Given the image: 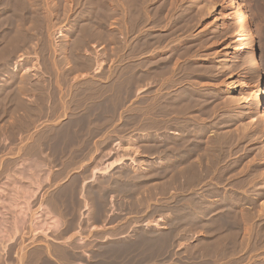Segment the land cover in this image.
I'll list each match as a JSON object with an SVG mask.
<instances>
[{
  "label": "rangeland",
  "instance_id": "1",
  "mask_svg": "<svg viewBox=\"0 0 264 264\" xmlns=\"http://www.w3.org/2000/svg\"><path fill=\"white\" fill-rule=\"evenodd\" d=\"M43 1L46 6L42 4L43 7L41 6L42 8L40 9H43V11L40 10V13L42 14L43 12L44 16H46L47 14L49 18L48 14L51 12L50 16L53 18L50 17L49 20H17L19 21H16L18 24L15 22L17 25H19V23L22 21V25H19L20 28H17L20 31L18 32L19 34L15 33L17 32V30H15V32L13 31V29L16 27L13 26L16 25L14 23L15 20H9L10 22L8 20H2V24L0 25V62L3 64H0V110L4 108V111H0V177L3 173L6 172H8V174L9 172H11L10 175L17 176V170H14V167L9 165H12L11 162L13 160H22L23 157L29 155V148L33 149L35 147H38L37 145L39 144L43 147V144L46 145V142H50L48 143L49 148L44 145L45 148L43 147V150L41 149L42 155L45 153L47 156L49 151L54 152V149L50 150V148L55 146L54 143H56V147H58L57 142L55 141L56 139L54 138L61 140V143L64 135H66L64 137L65 140L68 139V133H70V135L75 133L76 135H73L75 136L73 141L68 142V144H64L66 141L63 140L64 143H61L64 144V146H68H65L63 148L65 149L67 147L68 149H65L64 153H61L62 158L56 159L55 157H53L55 159H50V177L44 179L47 181H42L37 189H33L32 193L34 195V201H31V209L33 211H36L37 209L43 208L45 205H48V203L51 204L52 200H54L53 195L60 193V191H66L65 189L71 188L70 190L68 189L69 193L72 190L74 191V193L71 192V194H67L66 196L67 198L69 197V201L67 200L68 202L65 203L67 204L71 201V203H69L70 205L68 204L69 207L63 206L62 210L59 207L60 209L57 208V211H55L56 214H58L59 216L61 215V220L63 219L59 225L60 232H55L53 231V229L48 233L50 235V238L44 237L42 235H37L36 237L32 238V235L29 232L23 231L18 233V231H16L17 233H13V235L15 236L12 235L13 238L11 240L9 237V241H12L11 245L9 244L8 240V242L4 241L5 244L8 245V247L6 245L7 250H5L7 253L0 254V264H18V257L22 254L23 264H34V262L36 261H38L37 264H39V261H42L44 256H47V258L50 259L53 264H56L55 255L57 257V253L60 250L63 252L62 249H65L66 253L63 255V259H59V261H63L62 264H210L208 255L205 254V250L200 246L202 237L198 235L199 233L197 232L199 231L196 232V230H187L184 232L181 226L177 225V207L174 206L177 204L175 203L176 199H174V196L169 194L164 189V166L161 163H156L155 159L157 158L152 159L151 155H153L154 153H151L148 148L149 136L146 133L147 128L144 129L142 127L143 124L144 127H147L146 121L148 120V118H146L148 115L146 116L145 112L143 111L145 103H141V107L140 105H138L139 109H143H140V114H143L140 115L139 112L137 114L134 110L138 104L137 102L140 101L138 99H140L141 96V98H144L143 100H145V97L147 96L151 97V93L149 92H155L152 94V96L156 95V93L161 94L165 91H169L172 93L178 92L180 95H182L183 90H181V88L190 89V85L191 90H188L190 95L195 92V98L199 96L197 99V105L199 106V109L198 106H195L192 113L190 112V114H192L193 118L199 117L198 119L200 121L203 120L202 122L203 124L205 123L206 132L209 134V137H212L213 139L208 138V134L206 132L205 137L208 140L212 139L211 143L214 140H217L212 143L213 145H216V143L220 140V144L226 141L227 144L224 143V148L221 149L225 150V145L229 149L231 147L230 150L226 148V150L229 151L228 153L230 154V156L227 157L228 159L226 158V160L228 163H231L230 161H232L233 164L235 161L236 162L234 164L235 167L229 174V177L234 176L235 178H229V181L231 180V183L233 181L237 182L240 179H244L245 177L247 178V176L249 175V182L252 181L251 179H253V182H250V185L248 184V186L254 184V187L259 184L258 182H260L262 174H264V170H262L264 169V139L258 135L259 132H254L255 130L253 131L252 128L255 127L254 123H252L249 131L245 130V123L248 121V117H240L243 114V107H245L243 105L245 103L244 101L240 102V100L238 99L240 98V96L249 97L248 92L245 89H242L241 85H239L238 83L247 81L249 73L252 76L253 74L255 75V73L253 72V67H251L250 64L248 65L249 67L246 66L245 68H243L244 66L241 65V61L234 51L235 47L232 43V28L230 23L231 20H228V22H225L223 24V27L226 29H224L223 27L221 29V23L224 22L223 14L226 5L225 0H151L152 3L148 7V10L150 11V19L152 20H148L149 23L147 22V20H145L144 22L146 24H144L146 26L141 23V27L145 26L144 28H141L140 25L138 26L145 33H143L142 30L138 27H136L138 28V31L135 30L134 25L131 24V20L129 21L118 19L117 17H119L120 15L116 13L112 14V17H109L111 20H82L81 16L83 14L82 11L84 7H81V5L75 8L73 5V9L66 8L68 12V15L66 17H63L62 13L61 15L57 14L55 16L53 14H55L59 10L56 11L55 9L52 11V9L54 8V0ZM112 1V5H114L115 3L118 4L117 2H115V0ZM239 1L243 3L245 2V4L247 3L246 9L249 12L250 20L252 21V24L255 28V33L260 41L259 52L261 55L264 76V0H261L262 2L260 0ZM49 2L51 3L50 6L49 4H47ZM162 3L164 4V15H161L164 16L165 22L163 20L162 22H164L165 24L159 23L157 21L154 22L156 19L158 20V18L154 15V11L156 7H158V5L160 7V4ZM196 3L198 6L195 5ZM116 4L115 6H117ZM199 5H202L200 7H205L207 10L209 7L213 6V12H209L206 9L202 8L198 9ZM152 6H156L155 9ZM49 7H52L51 11ZM44 8L46 10H44ZM47 8L49 10H47ZM149 8H151V10ZM78 12L81 14V16L80 14H78ZM166 12H169V14L167 15ZM153 16L154 18H152ZM170 17H172V19ZM169 18L171 20H169ZM127 21L130 22L132 27ZM93 22H100V25L93 24ZM166 22L168 24H166ZM179 22L180 26L178 25V27L181 30L178 31L181 32L179 33L177 31L174 35L171 33V31L173 30V27L176 26L175 24H178ZM6 25L13 27V29L10 30L11 27L10 29H8ZM126 25L130 27L127 28ZM167 25L169 28L167 27ZM129 28L131 31L129 30ZM166 29H168L169 31ZM121 30H123L124 32H121ZM125 30L127 31V33ZM166 32L170 35H167L168 37L164 40V42L166 41L169 44L165 42L162 43L164 44L162 45L160 43L158 45V49H156L158 46L154 45L153 47H156V50L151 51L152 49H154L153 47H151V49L148 50V53H146V50L143 53L139 54V58L146 61V63H149L152 57L155 60L159 57H166V55H168L167 53L171 54L175 52L177 54V52H180V50H182L184 53L186 51L185 54H183L182 51L180 52L184 57H182L180 53H178V55L174 53L177 57L174 55L173 60H177L178 58L179 61H172L176 62V64L179 62L177 65L173 62L170 63V67L174 66L175 68L174 69L171 67L174 71V74L176 71L177 76L175 75V79H178L176 80L179 84H177L175 81V83H172V85L174 84V87H172V85L171 87L170 85H166V87L161 90L158 88V84L161 83L162 80H160L158 84L154 86H151L149 84L146 86L145 81L141 83V86L144 88L140 87V84L137 85L139 87H135L132 84V77L130 76L132 75V71L130 70L132 66L128 67L130 64H132L131 62L134 58L133 54V58L130 56V54L132 53L130 52V48L136 42H139L143 38H145L144 35L152 36L153 34L154 36L152 37L156 38L155 34L158 35L159 33V35H161L158 37H163L166 36L163 35L164 33L166 34ZM10 33L12 34L11 36L9 35ZM20 33H25L22 34L26 35L25 37L22 36L24 37V39L21 37ZM133 34H135V37L133 36ZM141 34L143 37H141ZM15 35H18V37H20V40L18 38V40L15 39ZM136 36L138 38H136ZM171 36H173L174 38ZM11 37H15L14 39L17 40L16 46L18 45L17 47L19 49L16 50L17 47L14 45L15 40ZM11 39H13L14 42ZM21 39H23L24 41ZM179 39L180 41H182L183 39L182 43L179 41ZM10 40L14 48H11L12 44L10 43ZM174 41H176L177 44H175ZM21 43L23 45H21ZM246 44V40H242L240 42V45L244 47L245 55L247 56ZM174 46L175 48H173ZM183 48L185 50H183ZM12 49H14V51ZM6 50L11 51L12 53L9 52L8 55V52ZM159 50H162V52H157ZM13 52L15 53V55H12L14 54ZM158 53L160 54V56ZM151 54L153 56L148 57V55ZM9 57L10 60L5 61L7 58L9 59ZM184 58H186V60ZM180 59L182 60V62H180ZM228 59H230V65L227 66ZM3 60L5 61V63H3ZM97 60L101 61V66L96 71L95 64L97 63ZM129 61H131L130 64H128ZM199 65H202V71L199 69ZM182 66L184 67L183 70L180 68ZM189 67H191V70L187 69ZM192 70H194L195 72H198L200 70L199 73L196 72L198 76L195 73H192L194 72ZM10 72L14 75V77L16 76V80L14 77L10 76ZM200 73H203V75H201ZM186 74L189 75L186 76ZM199 74L201 76H199ZM180 75H182V77ZM167 76H164V78ZM182 78L184 80L188 79L186 80L187 82L185 81V83ZM189 80L193 83H191ZM233 80H236L237 83L236 85L231 84L230 86L232 87V91L227 92L226 86L231 81L233 82ZM10 82H12L13 84ZM143 83H145V85ZM188 83L189 85L186 86V84ZM193 85H195V87ZM20 86L23 87L21 88ZM19 87L23 89V92L21 91V89H19ZM137 88H140V90L142 89L139 92L138 96H136L137 93H135V89ZM146 88L150 91L148 92ZM153 88L155 89L152 91ZM173 88H175L176 90ZM158 89L161 90V92ZM15 90H17L18 92L16 91V93ZM19 91H21V93H19ZM196 91H199L201 94L197 93ZM141 92L143 93L141 94ZM229 96L232 99L234 98V101L237 99L239 100V102L236 101L234 104H231L226 109L228 111L227 112L222 109V106L228 102L230 98ZM134 98H136V100H133ZM202 98L205 99V101ZM226 98L228 100L224 102ZM33 99L37 102H34ZM201 99L203 100V102L201 101ZM38 100L40 105L38 104ZM21 101L23 102L21 103ZM24 101H26V103L28 102L27 105ZM40 101H45V104L44 102L42 103ZM30 102H34L35 105H39L37 106L38 109L35 112V114L37 115L34 116L36 120H34V117H32L33 120H31V116H29V114L32 112L29 111ZM248 102L251 101L248 100ZM24 103L26 106H28L27 111L24 110ZM41 104L44 105H42L43 109L40 108ZM201 104L202 106L200 107ZM203 104L205 106H208V108L204 107ZM2 105L3 107L1 108ZM209 106H213V108L210 107L209 109ZM8 107H10L11 109ZM34 107L37 108L36 106ZM204 109H206V112H204L205 115L201 113L204 111ZM213 109H215V111L219 110L218 116H216V112ZM194 110L200 112H195ZM209 110L211 111L208 113L207 111ZM238 110H242V112L239 113ZM38 111H40V113H38ZM223 111H225L224 114L226 116L230 115L227 122H224L222 119V117H226L224 116ZM23 114L24 117H22L23 120L21 121V119L19 118H21ZM136 114L137 116H135ZM142 115L145 117L143 118ZM207 116H209V118H207ZM27 117L30 119H28ZM137 117L141 119L139 122V119ZM213 117L215 118L213 119ZM25 118L27 120H25ZM142 120L145 121V123L141 125ZM73 121L75 123H77V121H80V123L78 122V124L74 125L75 123ZM134 121H136L138 124H136V122ZM22 122H25V125H27L28 127L25 126L24 129V123ZM69 122L71 123V125H69ZM72 123L74 124L72 125ZM139 123L142 128H140ZM219 126L220 128H218ZM243 126L244 129L242 128ZM20 128H22L23 130ZM71 128H75V132H73V129ZM209 128L211 129V131L209 130ZM63 129L66 130L64 131ZM19 130L21 132H19ZM61 130H63V133L65 134H63ZM69 130H71L72 132ZM48 131L52 133L54 132V135L59 132L58 135L61 136H53L52 133H48ZM215 131L218 134H215ZM220 131H225V134ZM10 132H12L13 135H11ZM236 132L237 136L241 138L239 139V142H237L238 137L236 136ZM212 133L213 135H215V138L213 137ZM261 133L264 134V132ZM222 134L224 136H222ZM249 134H251L252 136ZM230 135L231 137H233L232 139L229 138ZM8 136H14V138L12 137V139L14 140H11V137L9 139ZM45 136H53L54 138H50L54 139V145L52 144L53 140L50 139V141H47L48 138H45ZM219 136L220 138H222L220 139ZM258 136L260 137V139ZM40 137H43L42 142ZM234 137L237 139H235ZM44 138L46 139L45 143H43ZM35 139L39 140V142L35 141ZM234 141H236V143ZM34 142L35 144L36 142L39 144L35 145L33 144ZM228 142L232 143V145L229 146ZM31 143L34 146H32ZM143 144H145L146 147ZM220 144H217L218 148L220 147ZM233 144L236 148L233 146ZM19 148L21 149L20 152H18ZM46 148H48L49 150H46ZM261 148L263 149L260 150ZM232 150L233 152L230 153ZM52 152L49 153V156L51 157L54 154L56 155V152H54L53 154ZM71 152L73 154H71ZM244 152L245 154H243ZM67 154L74 155V158H72L73 160L64 159L63 155H65L66 157ZM231 154H234L233 157ZM258 154L259 156H257ZM11 155L14 157L12 158ZM256 156L259 157V160L255 159L257 158ZM118 158H122V163L113 166V164L119 160ZM62 159H64V161ZM68 160H70V162ZM153 160L155 161V163L153 162ZM255 160L258 163L257 165ZM238 162L240 165L238 164ZM108 163L111 164V168L106 173L102 172V168L106 166L105 164L108 165ZM240 168H243L240 171L244 170V173L239 171ZM234 169H237L236 171L238 172L236 173ZM93 170L95 172L92 174ZM253 171L255 174L259 172L260 175L257 173L256 176L261 177H256ZM262 171L263 173H261ZM248 172L249 174H247ZM42 175H45V173H43ZM5 176L7 177V174ZM5 176H2L0 178V183L5 179V181L0 185V190L7 180ZM251 176L257 179H250ZM121 186H123V188ZM253 187L250 188V190H253L255 188ZM79 190L82 192H80ZM83 194L87 202L86 204L85 202H83L84 199L81 196ZM78 196L79 198H77ZM32 197L33 196H31V198ZM258 200L256 201L257 203H261L262 200L264 201V191L260 194ZM65 208L66 210H64ZM3 215L8 216V218H6V224L12 221L11 214H5L4 212H2V210L0 211V220L5 219L3 218ZM42 221H46V219ZM155 233L160 236L158 237ZM161 234L162 236H164V238H167V241H165ZM163 234L169 235L166 237V235ZM149 235H151V237H149ZM156 236L158 237V239ZM140 238H149L152 241L158 243L162 240L165 241L166 244L164 245L165 242L161 241L163 243H160L162 245L161 248V245L157 243V245L159 246H156L160 247V249H156V251L153 252L152 249H149L151 248L149 247L150 245H146ZM159 238H161V240ZM137 239H139V241L143 243L139 242ZM134 240L137 241V243ZM62 241L66 242L67 245L65 243H62ZM2 245H4V243H2ZM47 247L50 249L53 257L50 254H47V251H44ZM199 253L201 254V256ZM203 257L207 258L204 259Z\"/></svg>",
  "mask_w": 264,
  "mask_h": 264
},
{
  "label": "bare ground",
  "instance_id": "2",
  "mask_svg": "<svg viewBox=\"0 0 264 264\" xmlns=\"http://www.w3.org/2000/svg\"><path fill=\"white\" fill-rule=\"evenodd\" d=\"M47 1V0H45ZM52 1V0H51ZM50 1V2H51ZM261 1V0H260ZM44 1L43 0H0V25L2 24L1 21L2 20H15L14 23L17 21V20H49L50 19V13L48 14L49 15V18L46 14V16H44L43 12L42 14L40 13L41 11H43V9L41 10L40 8H42V4ZM47 3L49 4V6L51 5V3ZM110 2V3H109ZM115 2H117L118 4H116L117 6L112 5L111 3H113V1H108V0H54V4H53V10L56 9L59 10V11H54L56 12L55 14L53 15H61L62 13V16L63 17H66L68 14L67 12V9H71L72 6L74 5V8L75 7H78L81 5V7H84L83 8V11H82V16L81 14L78 12V14H80V16L82 17V20H109L110 16L112 17L113 15L112 14H119L120 18L117 17L118 19L120 20H131V24L134 25V28L135 30L138 31V26L142 23L144 24L145 20H152L150 19L151 15H150V11L148 10V7L150 6V4L152 3L151 0H115ZM252 2V1H251ZM262 2V1H261ZM260 2V3H261ZM163 4V3H162ZM160 4V7L158 5V7H154L155 11H154V15L158 18V20L154 19L155 21L154 22H159V23H164L165 20H164V4L162 5ZM225 11H224V14H223V20L224 22H222L221 24V29L222 27L224 26L223 24L225 22H228V20H231V30H232V43L234 44V51L235 53L238 55V58L240 59L241 61V65H243L245 68L246 66H248L250 64L251 67H253V72L255 73V75L253 74V76L249 73V76H248V80L245 81V82H240L238 83L239 85H241V88L242 89H245L247 92H248V96L249 97H245V96H240V98H238L241 101H244V105L245 107H243V114L240 116L241 118H243L244 116H247L248 117V121L245 123V130L249 131V129L251 128L252 126V123L255 124V127L252 128L254 132H259V136L261 138L264 139V134H262L261 132H264V76H263V65H262V61H261V55H260V50H259V46H260V41L258 39V36L256 35L255 33V28L252 24V21L250 20V16H249V12L248 10L246 9V4L245 2H240L239 0H225ZM45 5V4H44ZM162 5V6H161ZM197 5V3L195 4ZM42 6V7H41ZM46 6V5H45ZM198 6V5H197ZM202 5H199L198 9L202 8L200 7ZM48 7V6H47ZM112 7H116V8H112ZM46 8V7H45ZM44 8V10H46ZM50 8V7H49ZM52 8V7H51ZM51 8H50V11H51ZM67 8V9H66ZM73 9V8H72ZM82 9V8H80ZM151 10V8H149ZM202 9H206L205 7H203ZM41 10V11H40ZM47 10H49L47 8ZM62 10V11H61ZM66 10V11H65ZM207 10V9H206ZM81 11V10H80ZM204 11V10H203ZM207 11H211L213 12V6L209 7ZM46 13V12H45ZM167 15L169 14V12H166ZM263 13V12H262ZM153 14V13H151ZM163 14V15H161ZM255 14V13H254ZM52 15V16H53ZM77 15V13H76ZM166 15V14H165ZM62 16H59V17H62ZM170 16V15H169ZM78 17V15H77ZM80 17V18H81ZM116 17V16H114ZM53 18V17H51ZM75 18V17H74ZM154 18V16L152 17ZM168 18V17H167ZM172 19V17H170ZM169 18V20H171ZM262 18V17H261ZM78 19V18H77ZM117 19V20H118ZM263 19V18H262ZM76 20V19H74ZM81 20V19H80ZM111 20V19H110ZM162 20L164 22H162ZM168 20V19H167ZM168 20V21H169ZM17 21V22H19ZM127 21L129 23V25L131 26L130 22ZM167 21V22H168ZM174 21V20H173ZM172 21V22H173ZM176 21V19H175ZM177 21H180V20H177ZM10 22V21H9ZM8 22V23H9ZM16 22V23H17ZM22 22V21H21ZM21 22L19 23V25L21 24ZM24 22V21H23ZM124 22V21H123ZM151 22V21H150ZM166 22V24H168ZM170 22V21H169ZM171 22V23H172ZM15 23V24H16ZM90 23V22H89ZM122 23V22H121ZM126 23V22H125ZM124 23V24H125ZM127 23V25H128ZM149 23V22H148ZM147 23V24H148ZM158 23V24H159ZM13 24V22H12ZM18 24V23H17ZM13 25L15 28L13 29V27L11 26H8V29H13V31L15 32V30H17V32H15L16 34L19 31V29L17 28H20L19 25ZM93 24H98L100 25V22L99 23H94ZM141 24V25H142ZM146 24V23H145ZM144 24V25H145ZM157 24V25H158ZM165 24V23H164ZM180 24V22L178 24H175L176 26L173 27V30L171 31L172 34L175 35V32H177L178 30H181L179 29L178 25ZM22 25V24H21ZM20 25V26H21ZM126 25V26H127ZM140 25V27H141ZM156 25V24H154ZM160 25V24H159ZM182 25V24H181ZM18 26V27H17ZM91 26V24H90ZM89 26V27H90ZM94 26V25H93ZM120 26V25H119ZM122 26V24H121ZM130 26H127L130 27ZM146 26V25H145ZM144 26V27H145ZM180 26V25H179ZM183 26V25H182ZM3 27V26H2ZM124 27V25H123ZM132 27V26H131ZM138 27V28H136ZM144 27H141V28H144ZM164 27V26H163ZM168 27V25H167ZM172 27V26H170ZM29 28V27H28ZM121 28V27H120ZM139 28V29H141ZM169 28V27H168ZM181 28V27H180ZM220 28V27H219ZM224 28V27H223ZM7 29V28H5ZM4 29V30H5ZM37 29V28H36ZM79 29V28H78ZM89 29V28H88ZM149 29V28H148ZM172 29V28H171ZM226 29V28H224ZM120 30V29H119ZM130 30V28H129ZM128 30V32H129ZM133 30V28H132ZM134 30V31H135ZM142 30V29H141ZM140 30V31H141ZM168 30V29H166ZM165 30V31H166ZM7 31V30H6ZM79 31V30H78ZM126 31V30H125ZM131 31V30H130ZM139 31V33H140ZM149 31V30H148ZM169 31V30H168ZM218 31V30H217ZM220 31V30H219ZM9 32V30H8ZM121 32H124L123 30H121ZM120 32V33H121ZM143 32V30H142ZM179 32V31H178ZM181 32V31H180ZM179 32V33H180ZM127 33V31H126ZM131 33V32H130ZM137 33V32H136ZM145 33V32H143ZM142 33V34H143ZM149 33V32H148ZM183 33V32H182ZM181 33V34H182ZM14 34V33H13ZM19 34V33H18ZM22 34H25V33H20L21 37L22 36H26V35H22ZM141 34V37H143ZM162 34V32H161ZM160 34V35H161ZM10 36L12 35L11 33L9 34ZM105 35V34H104ZM125 35V34H124ZM135 34H133L134 36ZM149 35V34H148ZM159 33L158 35L155 34V37H152L154 36L152 34L147 36V35H144L145 38H143L141 41L139 42H136L130 49L132 52L130 54V56L133 58L132 62L129 61L128 64H130V62L132 64H130L128 67L132 66L130 68V70L132 71V75H130L132 77V84L136 87L137 85L140 84V87L141 86V83L142 82H145L146 81V86L149 84L151 86H154V85H157L158 82L160 80H162L161 83L158 84V88L159 89H163L164 87H166V85H172V83L176 81L177 83V80L175 79V75L177 76L176 74V71H175V74H174V71L172 68H174V66H171L170 67V63L173 62V61H176L178 60H173V56L176 54L175 52L169 54L167 53L168 55H166V57H159L160 54H159V58L158 59H153V55H148V57H152V59H150L149 63H146V61L144 60H141L139 57L141 53H143L144 51L147 50L146 53H148V50L151 49V47H153L154 45L158 46L160 43H165L164 40L168 37L167 35H170V34H166L164 33L163 35H166V36H163V37H158L160 36ZM16 36V35H15ZM81 36V35H80ZM122 36V35H121ZM180 36V35H178ZM24 37H22L24 39ZM135 37V36H134ZM133 37V38H134ZM140 37V36H139ZM173 37V36H171ZM13 38V37H11ZM15 38V37H14ZM13 38V39H14ZM19 39L20 40V37H18V35L16 36L15 39ZM105 38V37H104ZM136 38H138L136 36ZM174 38V37H173ZM176 38V37H175ZM179 38V37H177ZM6 39V38H5ZM11 39L13 42L14 40ZM17 39V40H18ZM21 39V40H23ZM107 39V38H106ZM135 39V38H134ZM170 39V37H169ZM2 40V39H1ZM10 40V43L12 44ZM15 40V43L14 45L16 46V41ZM242 40H246L247 41V44H246V49H247V56L245 55V50H244V47H242L240 45V42ZM8 41V40H7ZM24 41V40H23ZM26 41V40H25ZM30 41V40H29ZM81 41V40H80ZM125 41V40H124ZM168 41V40H167ZM177 41V39H176ZM175 42V44H177ZM180 41V39H179ZM178 41V42H179ZM183 41V39H182ZM182 41H180L182 43ZM27 42H28V38H27ZM85 42V41H84ZM172 42V41H171ZM185 42V40H184ZM9 43V42H8ZM7 43V45H8ZM31 43H32V40H31ZM30 43V44H31ZM167 43V42H166ZM9 44V45H11ZM25 44V43H24ZM169 44V43H167ZM186 44V43H185ZM21 45H23L21 43ZM19 45V46H21ZM164 45V44H162ZM187 45V44H186ZM18 46V45H17ZM16 46V47H17ZM122 46V45H121ZM161 46V45H160ZM170 46V45H168ZM188 46V45H187ZM8 47V46H7ZM162 47V46H161ZM177 47V46H176ZM181 47H184V46H181ZM9 48V47H8ZM7 48V49H8ZM11 48H14L13 47V44H12V47ZM124 48V47H123ZM154 49H152L151 51L153 50H156L159 48V46L156 48V47H153ZM156 48V49H155ZM164 48V47H163ZM175 48V46L173 47ZM178 48V47H177ZM186 48V47H185ZM19 49L18 47L16 48V50ZM125 49V48H124ZM162 49V48H161ZM167 49V47H166ZM165 49V50H166ZM179 49V48H178ZM188 49V48H187ZM14 51V49H12ZM129 50V49H128ZM173 50V49H172ZM183 50H185L183 48ZM190 50V49H189ZM8 52V55H9V50H6ZM126 51V50H125ZM162 52V50H159L157 52ZM171 51V50H170ZM169 51V52H170ZM182 50H180L181 52ZM5 52V51H4ZM6 52V53H7ZM69 52V51H68ZM150 52V51H149ZM164 52V51H163ZM180 52H177L176 55H178V53ZM183 52V51H182ZM12 53V52H11ZM14 53V52H13ZM144 53V54H146ZM151 53V52H150ZM153 53V52H152ZM155 53V51H154ZM153 53V54H154ZM175 53V54H174ZM186 53V51H185ZM183 52V54H185ZM23 54V53H22ZM70 54V53H69ZM133 54V56H132ZM11 55V54H10ZM12 55H15L12 54ZM155 55V54H154ZM175 55V56H176ZM180 55H182L180 53ZM179 55V56H180ZM143 56V55H142ZM162 56V55H161ZM189 56V54H188ZM187 56V57H188ZM7 57V55H6ZM5 57V58H6ZM123 57V56H122ZM177 57V56H176ZM175 57V58H176ZM182 57H184L182 55ZM186 57V56H185ZM191 57V56H190ZM144 58V57H143ZM174 58V59H175ZM181 58V57H180ZM4 59V57H3ZM66 59V58H65ZM183 59V58H182ZM186 60V58H184ZM191 59V58H189ZM7 60H10V57L9 59L7 58L5 61ZM21 60V58H20ZM19 60V61H20ZM131 60V58H130ZM173 60V61H172ZM181 60V59H180ZM1 61V60H0ZM5 61L3 60V63H5ZM87 61V60H86ZM179 61V60H178ZM189 61V60H188ZM187 61V62H188ZM191 61V60H190ZM14 62V61H13ZM97 63L95 64V70L97 71L100 66H101V61H96ZM176 62H173L176 64ZM182 62V60L180 61ZM230 62V59H228V65ZM9 63V62H8ZM7 63V64H8ZM20 63V62H19ZM91 63V62H90ZM179 63V62H178ZM177 63V64H178ZM185 63V62H184ZM0 64H2L0 62ZM127 64V65H128ZM174 64V65H175ZM176 64V65H177ZM191 64V63H190ZM189 64V65H190ZM3 65V64H2ZM5 65V64H4ZM17 65V64H16ZM103 65V64H102ZM126 65V66H127ZM182 65V63H181ZM185 65V64H184ZM183 65V66H184ZM188 65V64H186ZM182 66V67H183ZM200 66V65H199ZM2 67V66H1ZM5 67V66H3ZM177 67V66H176ZM179 67V66H178ZM180 67L182 70L184 69V67L182 68ZM194 67V65H193ZM249 67V66H248ZM191 67L187 68V69H190ZM202 68V65L200 66V70ZM175 69V68H174ZM180 69V70H181ZM186 69V67H185ZM193 69V68H192ZM197 69V68H196ZM195 69V70H196ZM250 69V68H249ZM5 70V69H4ZM16 70V69H15ZM129 70V71H130ZM179 70V69H178ZM181 70V71H182ZM191 70V69H190ZM199 70V71H200ZM6 71V70H5ZM194 71V70H192ZM199 71L197 73H199ZM202 71V70H201ZM247 71V69H246ZM14 72V71H13ZM171 72V73H170ZM178 72V71H177ZM185 72V71H184ZM196 72H192V73H195ZM11 73V72H10ZM9 73V74H10ZM130 73V74H131ZM179 73H182V72H179ZM191 73V74H192ZM185 74V73H184ZM201 74V73H200ZM201 75H203V73ZM168 75V76H167ZM179 75V74H178ZM189 75V74H188ZM186 74V76H188ZM198 76V74H196ZM11 77H14V75L11 73L10 75ZM164 76H167L164 78ZM182 77V75H180ZM185 76V77H186ZM127 77V76H126ZM15 80H16V76L14 77ZM164 78V79H163ZM179 78V77H178ZM184 78V77H183ZM182 78V80H184ZM189 78V77H188ZM257 80H255V79ZM8 79V78H7ZM9 80V79H8ZM12 80V78H11ZM188 80V79H186ZM184 80V82L186 81ZM256 82H255V81ZM181 81V80H179ZM178 81V82H179ZM190 81V80H189ZM13 82V81H12ZM10 82V83H12ZM183 82V83H184ZM187 82V81H186ZM185 82V83H186ZM191 82V81H190ZM14 83V82H13ZM12 83V84H13ZM131 83V82H130ZM193 83V82H191ZM237 81L236 80H233V82L231 81L227 86H226V90L227 92H231L232 91V87L230 86L231 84H235L236 85ZM131 84V86H132ZM145 85V83H143ZM179 84V83H177ZM237 84V85H238ZM8 85V84H7ZM11 85V84H10ZM20 85V84H19ZM113 85V84H112ZM189 85L186 84V86ZM196 85V84H195ZM195 85H193L195 87ZM2 86V85H1ZM176 86V85H175ZM179 86V85H178ZM185 86V85H184ZM9 87V86H8ZM13 87V86H12ZM21 87V86H20ZM19 87V89H21ZM29 87H32V86H29ZM127 87V86H126ZM134 87V88H135ZM139 87V86H137ZM169 87V86H167ZM172 87H174V84L172 85ZM182 87V86H181ZM179 87V88H181ZM1 88V87H0ZM27 88V87H26ZM144 88V87H142ZM177 88V87H176ZM189 88L190 89H186V88H181V90H183V93L182 95H180L178 92H169V91H165L163 93H156V95L152 96L153 93L155 92H149L150 90H148L149 93H151V97L147 96L145 97V100H143L144 98H141V94L143 92H141L140 94V100L139 102H137V106L135 107V112L138 114H140V111L143 110L146 114V118H148V120L146 121V124H147V127H144V124L145 121L142 120V123L141 125L143 124V128H147V134L149 136V141H148V148L150 150V152L154 153L152 156V159L153 158H157L155 159L156 160V163H161L163 166H164V173H165V180H164V189L171 195H173L174 199H176L175 203H177L176 206L177 208V225L181 226V228L185 231L187 230H196L199 231L197 233H199L198 235L201 236V241H200V246L205 250V254L208 255V259H209V263L210 264H264V201L262 200L261 203H259L260 201L258 200V198L260 197V194L264 191V174H262V181L260 179V182H258L259 184H257V186H254L251 185V186H248V184L250 182H253V179L251 178H255L253 176L250 177V179L252 181L249 182V178L247 176V178L245 179H240L239 181L237 182H233L231 183L229 181V178L232 179V177H229V174L232 172L233 168L235 167V162L233 164L232 161H230L231 163H228L226 158L230 156V154L228 153L229 151L226 150V148L228 150L230 149L225 145V150L224 149H221V148H224L223 147V144H227L226 141H223L221 144H220V141L216 143V145L212 144L214 143V141H217V140H214L212 143V137H209V134L206 132V128H205V123L203 124V120L200 121L196 116V118H193L192 117V114H190V112L192 113L193 111V108H195V106L197 107V102H198V97L195 98L194 96V93L192 95H190V93L188 92V90L190 91L191 90V87L189 85ZM8 89V88H7ZM132 89V88H131ZM150 89V88H149ZM155 88L152 89V91L154 90ZM158 89V90H159ZM170 89V88H169ZM175 89V88H173ZM198 89V88H196ZM23 89H21L22 91ZM25 90V89H24ZM33 90V89H32ZM137 93L136 96H138L139 92L142 90H140V88L138 89H135ZM146 90V91H147ZM161 90H159L161 92ZM176 90V89H175ZM180 90V89H179ZM194 90V89H193ZM17 90H15L16 92ZM21 91H19V93H21ZM48 91V90H47ZM56 91V90H55ZM133 91V89H132ZM158 91V92H159ZM178 91V90H177ZM200 91V90H199ZM199 91H196L197 93H200ZM18 92V91H17ZM16 92V93H17ZM23 92V91H22ZM49 92V91H48ZM47 92V93H48ZM125 92V91H124ZM134 92V91H133ZM180 92V91H179ZM193 92V91H192ZM226 92V91H225ZM46 93V94H47ZM145 93V92H144ZM15 94V93H14ZM34 94V93H33ZM116 94V93H115ZM134 94V93H133ZM201 94V93H200ZM206 94V93H205ZM209 94V93H208ZM16 95V94H15ZM49 95V94H48ZM135 95V94H134ZM144 95V94H143ZM196 95V94H195ZM204 95V94H203ZM201 96V95H200ZM206 96H209V95H206ZM18 97V96H17ZM47 97V96H46ZM135 97V96H134ZM230 97V96H229ZM35 98V97H34ZM147 98V99H146ZM209 98V97H208ZM207 98V99H208ZM228 98V97H227ZM225 99L224 102H226L228 99ZM31 99V98H30ZM36 99V98H35ZM44 99V98H43ZM143 101H142V100ZM203 99V98H202ZM201 101L203 102V100L205 101V99H203ZM7 100V99H6ZM34 100V99H33ZM37 100V99H36ZM60 100V99H59ZM133 100H136V98H134ZM200 100V99H199ZM239 100H235L234 101V98L232 99L231 97L229 98L228 102L222 106V109H224L225 111H227L226 109L231 105V104H234L236 101L239 102ZM251 101V102H248ZM20 101V100H19ZM200 101V102H201ZM23 101H21L22 103ZM26 103V101H24ZM34 102H37L34 100ZM34 102H30L29 104V111L31 112L29 114V116H31V120L32 117H34L35 115V112L37 111L38 107L40 104H39V100H38V104L35 105ZM42 102V101H40ZM44 104H45V101H43ZM42 102V103H43ZM47 102V101H46ZM207 102V101H206ZM205 102V103H206ZM20 103V104H21ZM24 103V105H25ZM28 103V102H27ZM26 103V105H27ZM134 103V102H133ZM141 103H145L144 104V108H140L138 107V105H140L141 107ZM209 103V102H208ZM8 104V103H7ZM13 104V103H12ZM1 105V104H0ZM4 105V104H3ZM3 105L1 106V108L3 107ZM11 105V104H10ZM17 105V104H16ZM22 105V104H21ZM25 105V106H26ZM43 104H41L40 108L43 109ZM115 105V104H114ZM204 105V104H203ZM6 106V105H5ZM12 106V105H11ZM24 106V110H28V106L25 107ZM34 106H36L37 108H35ZM134 106V105H133ZM202 106V104L200 105V107ZM13 107V106H12ZM143 107V105H142ZM204 107H207L208 106H205ZM213 108V106H209V109ZM10 108V107H8ZM27 108V109H25ZM45 108V107H44ZM47 108V107H46ZM50 108V107H48ZM105 108V106H104ZM217 108V106H216ZM215 108V109H216ZM11 109V108H10ZM13 109V108H12ZM23 109V107H22ZM21 109V110H22ZM97 109V108H96ZM198 109H199V106H198ZM202 109V108H201ZM215 109H213L215 111ZM231 109V107H230ZM6 110V108H5ZM9 110V109H8ZM19 110V109H18ZM40 110V109H39ZM88 110V109H87ZM229 110V109H228ZM0 111H4V108H2V110ZM12 111V110H11ZM26 111H23V112H26ZM45 111V110H44ZM133 111V112H134ZM195 111V110H194ZM197 111V110H196ZM195 111V112H196ZM203 111V110H202ZM211 110L207 111L208 113L210 112ZM213 111V113H214ZM221 111V110H220ZM223 111V114L224 112ZM239 111V110H238ZM8 112V111H6ZM20 112V111H19ZM18 112V114H19ZM46 112V111H45ZM197 112H200V111H197ZM206 112V109H204L203 113L205 115ZM216 112V116H218L219 114V110L215 111ZM228 112V111H227ZM241 111H239V113H241ZM28 113V112H27ZM38 113H40V111H38ZM76 113V112H75ZM199 113V114H201ZM207 113V114H208ZM239 113H235V114H239ZM21 114V113H20ZM79 114V113H78ZM137 114L135 116H137ZM143 114V113H141ZM140 114V115H141ZM190 114V115H188ZM198 114V115H199ZM206 114V115H207ZM229 114V113H228ZM197 115V116H198ZM212 115V114H211ZM19 116V115H18ZM139 116V115H138ZM143 116V115H142ZM141 116V117H142ZM210 116V115H209ZM209 116H207V118H209ZM223 116V115H221ZM224 116H226L224 114ZM230 116V115H229ZM229 116H226V117H222L223 121L224 122H227L228 120V117ZM22 117H24V114L21 116V121L23 120ZM26 117V115H25ZM86 117V116H85ZM145 116H143L144 118ZM201 117V116H200ZM204 117V116H203ZM202 117V118H203ZM211 117V116H210ZM18 118V117H17ZM28 118V117H27ZM76 118V117H75ZM81 118V117H80ZM138 118V117H137ZM145 118V120H146ZM206 118V117H205ZM215 117H213L214 119ZM30 119V118H28ZM84 119V118H83ZM82 119V120H83ZM86 119V118H85ZM139 119V118H138ZM137 119V120H138ZM201 119V118H200ZM217 119V118H216ZM219 119V118H218ZM221 119V118H220ZM221 119V120H222ZM25 120H27L25 118ZM34 120L35 117H34ZM71 120V119H70ZM141 119L138 120V122L140 121ZM207 120V119H206ZM205 120V121H206ZM230 120V119H229ZM20 121V122H21ZM29 121V120H28ZM85 121V120H84ZM214 121V120H213ZM216 121V120H215ZM218 121V120H217ZM233 121V120H232ZM34 122V121H33ZM31 122V123H33ZM74 122V121H73ZM78 122L80 123V121H77V123H72V125H76L78 124ZM83 122V121H81ZM136 122V121H134ZM24 123V129H25V122H22ZM70 123V122H69ZM86 123V122H85ZM221 123V122H220ZM219 123V124H220ZM223 123V122H222ZM27 124V122H26ZM29 124V123H28ZM136 124H138L136 122ZM145 124V126H146ZM216 124V123H214ZM218 124V123H217ZM229 124V123H228ZM227 124V125H228ZM253 124V125H254ZM19 125V124H18ZM30 125V124H29ZM32 125V124H31ZM71 125V123L69 124ZM208 125V124H207ZM224 125V124H223ZM21 126V124H20ZM68 126V125H67ZM84 126V125H83ZM139 126H140V123H139ZM216 126V125H215ZM221 126V125H220ZM220 126L218 128H220ZM28 127V126H27ZM66 127V126H65ZM69 127H72V126H69ZM68 127V128H69ZM140 126V128H142ZM207 127V126H206ZM224 127V126H223ZM226 127V126H225ZM139 128V129H140ZM244 129V126L242 127ZM19 129V128H18ZM22 129V128H20ZM28 129V128H27ZM61 129V128H60ZM70 129V128H69ZM73 129L72 131H74L75 128H71ZM143 129V130H144ZM215 129V128H214ZM225 129V128H224ZM23 130V129H22ZM64 130V129H63ZM61 130V132L63 133L64 131ZM209 130L211 131V129L209 128ZM226 130V129H225ZM68 131V130H67ZM66 131V132H67ZM71 131V130H69ZM71 131V132H72ZM145 131V130H144ZM214 131V130H212ZM227 131V130H226ZM251 131V130H250ZM5 132V131H4ZM16 132V131H15ZM19 132H21L19 130ZM50 131H48L49 133ZM205 132L208 134V138H212L210 141L205 137ZM216 132V131H215ZM220 132H223V134H225V131H220ZM241 132V131H240ZM11 135L12 132H10ZM9 133V135H10ZM52 133V132H50ZM54 133V132H53ZM52 133L53 136H56L58 135V133L56 135H54ZM230 133V132H228ZM244 133V132H243ZM16 134V133H15ZM14 134V135H15ZM65 134V133H63ZM67 134V133H66ZM75 134V133H74ZM74 134H71L68 133V139H65L64 140V137L66 135H64V137L62 138V142L63 140L66 141L64 144H68V142L70 141H73L74 137L73 136ZM215 134H218L217 132ZM221 134V133H220ZM222 134V136H224ZM239 134V133H238ZM248 134V133H247ZM255 134V133H254ZM21 135V133H20ZM46 135V134H45ZM48 135H51V134H48ZM76 135V134H75ZM213 135V133H212ZM246 135V134H245ZM251 135V134H249ZM248 135V136H249ZM256 135V134H255ZM43 136V135H42ZM53 136H45V138H48L47 141H50V139L53 137ZM59 136V135H58ZM57 136V137H58ZM61 136V135H60ZM59 136V137H60ZM63 136V135H62ZM235 136V135H234ZM236 136H237V132H236ZM241 136V134H240ZM252 136V135H251ZM258 136V137H259ZM9 137V136H8ZM11 137V140H14L12 139V137L14 138V136H10ZM9 137V139H10ZM51 137V138H50ZM58 137V138H59ZM213 137L215 138V135H213ZM218 137V136H217ZM216 137V138H217ZM227 137V136H226ZM229 137V136H228ZM238 137V141L239 142V136ZM243 137V136H242ZM257 137V136H256ZM259 137V139H260ZM35 138V137H34ZM41 138V137H40ZM43 138V137H42ZM42 138H41V142H42ZM43 139L45 143V140L46 139ZM54 138V137H53ZM220 138V136H219ZM222 138V137H221ZM220 138V139H221ZM225 138V137H224ZM229 138H233L230 137ZM235 138V137H234ZM39 139V138H38ZM56 139L55 141L57 142V146L56 147V143L55 146H53L52 148H50V150L54 149L53 151L56 152V155L54 154L52 157L49 156L52 151H49V153L46 154L44 153L42 155V148L45 146L48 147L50 142H46L47 144H43V147L42 145L40 146L39 143V140H36V144H39L37 145L38 147H35L33 149H28V151L30 152L29 155L25 156L22 158V160H13L11 162L12 165H9V166H13L14 167V170H17V176H14V175H10L7 174V177H5L7 180L6 182L4 183V185L2 186L1 190H0V211L2 210V212H4L5 214L6 213H9L11 214L12 216V221L8 224H6L5 222H7V219L8 216L7 215H3V220H0V254L1 253H7L5 250H7L6 248L8 247L7 244H5L4 241H9V237H10V240L13 238V233H17L16 231L19 232H23V231H26V232H29L31 233L32 235V238L36 237L37 235H42L44 237H47V238H50V235L48 234L51 230L55 231V232H60V223L61 221V215L59 216L58 214H56L55 211H57L56 209L57 208H61L62 210V207L63 206H68L69 203H71V201L69 203H65V202H68L69 200V197L67 198V194H71L74 193V191L72 190L70 193L68 191V189H65L66 191H60V193L58 194H55L53 195L54 196V200H52L51 204L48 203V205H45L43 208H39L37 209L36 211H33L31 209V196H34L33 195V189H37V187L40 186V183L42 181H47V180H44V179H47L49 178L50 176V168H49V161H51L50 159H52L53 157H55L56 159H60L62 158V154L61 153H64V150L65 149H68L67 146L65 149H63L65 146L64 144H61L59 139L57 138H54ZM54 139H51L53 140L52 141V144L54 142ZM144 139V138H143ZM227 139V138H226ZM237 139V138H235ZM257 139V138H256ZM34 140V139H33ZM59 140V141H57ZM76 140V139H75ZM147 140V139H146ZM228 140V139H227ZM243 140V138H242ZM236 141H234L236 143ZM241 141V140H240ZM231 142V141H230ZM229 143V146L232 145V143ZM74 143V142H72ZM210 143V144H209ZM220 144V147L218 148L217 144ZM264 143V142H263ZM32 144V143H31ZM35 144V142L33 143ZM32 144V146H34ZM35 144V145H36ZM53 144V145H54ZM71 144V143H70ZM69 144V145H70ZM147 144V143H146ZM239 144V143H237ZM45 145V146H44ZM51 145V144H50ZM145 146V144H143ZM52 146V145H51ZM234 146V144H233ZM232 146V147H233ZM264 146V145H263ZM56 147V148H55ZM146 147V146H145ZM235 147V146H234ZM262 147V146H261ZM12 148V147H11ZM49 148V147H48ZM46 148V150L48 149ZM70 148V147H69ZM96 148V147H95ZM236 148V147H235ZM264 148V147H263ZM263 148H261L260 150H262ZM42 149V150H41ZM234 149V148H233ZM20 148L18 150V152H20ZM49 150V149H48ZM148 150V149H147ZM45 151V150H44ZM87 151V150H86ZM236 151V149H235ZM52 152V154L54 153ZM233 150L230 152L232 153ZM59 155H58V154ZM150 153V154H151ZM235 153V152H234ZM68 154H69V151H68ZM65 157L64 156V159H70V160H73L72 158H74V155H71L73 154L71 152L70 155H68ZM245 154V152L243 153ZM247 154V153H246ZM257 154V153H255ZM76 155V154H75ZM92 155V154H91ZM232 155V154H231ZM234 155V154H233ZM232 155V157H233ZM239 155V154H238ZM242 155V154H241ZM262 155V154H261ZM260 155V156H261ZM12 156V155H11ZM244 156V155H243ZM259 156V154L257 155ZM256 156V157H257ZM264 156V155H263ZM14 156H12L13 158ZM236 157V156H235ZM255 157V156H253ZM53 158V159H55ZM237 158V157H236ZM243 158V157H242ZM241 158V159H242ZM259 157L255 158V159H258ZM261 158V157H260ZM52 159V160H53ZM64 159H62L64 161ZM79 159V158H78ZM119 159V160H118ZM116 160V163L113 164L114 165H117V164H120L122 163V158H118ZM228 159V158H227ZM232 159V158H231ZM240 159V157H239ZM3 160V159H2ZM70 160H68L70 162ZM254 160V158H253ZM259 160V159H258ZM264 160V158H263ZM252 161V160H251ZM256 161V160H255ZM253 161V162H255ZM134 162V161H133ZM152 162V161H151ZM153 162L155 163V161L153 160ZM152 162V163H153ZM240 162V161H239ZM238 162V164H239ZM66 163V162H65ZM68 163V162H67ZM9 164V163H8ZM112 164V162H111ZM111 164L108 163L105 164L106 166H104L102 168V172H107L110 168H111ZM257 161H256V165H257ZM260 164V163H259ZM4 165V164H3ZM240 165V164H239ZM252 165V164H251ZM250 165V166H251ZM133 166V165H132ZM1 167V166H0ZM249 167V166H248ZM247 167V168H248ZM257 167V166H256ZM161 168V167H160ZM243 169V168H240L239 171ZM249 169V168H248ZM247 169V170H248ZM252 169V168H250ZM99 170V168H98ZM97 170V171H98ZM235 170V169H234ZM237 170V169H236ZM235 172L237 173L238 171ZM256 170V169H255ZM264 170V169H262ZM96 171V169H95ZM93 170L92 174L95 172ZM260 171V170H258ZM47 172V174H46ZM240 172H243L244 173V170L240 171ZM246 172V171H245ZM43 173H45V175H42ZM163 173V174H164ZM252 173V172H250ZM254 173V171H253ZM259 174V172H257ZM257 173L255 174V176L257 175ZM263 173V171L261 172ZM239 174V173H238ZM249 174V172L247 173ZM246 174V175H247ZM253 174V175H254ZM96 175V174H95ZM134 175V174H133ZM260 175V174H259ZM93 176V175H92ZM161 176V175H160ZM236 176V175H235ZM241 176V175H240ZM237 177V176H236ZM239 177V176H238ZM244 177V176H243ZM258 177V176H256ZM261 176H259L258 178H260ZM235 178V177H234ZM239 179V178H238ZM237 179V180H238ZM257 179V178H255ZM254 179V180H255ZM90 180V179H89ZM88 180V181H89ZM75 182V181H74ZM256 182V181H255ZM69 183V182H68ZM78 183V182H77ZM133 183V182H132ZM85 184V183H84ZM66 185V184H65ZM109 185V184H108ZM250 185V184H249ZM102 186V185H101ZM83 187V185H82ZM104 187V186H103ZM102 187V188H103ZM123 188V186H121ZM247 187V188H246ZM254 188L253 190H250V188ZM71 189V188H70ZM69 189V190H70ZM75 189V188H74ZM101 189V188H100ZM104 189V188H103ZM82 190V188H81ZM113 190V189H112ZM127 190V189H126ZM11 191V192H10ZM22 191V192H21ZM38 191V190H36ZM80 191V190H79ZM129 191V190H128ZM35 192V191H34ZM82 192V191H80ZM136 192V191H135ZM100 193V192H99ZM104 193V192H103ZM167 193V194H168ZM82 194V193H81ZM94 195V194H93ZM69 196V195H68ZM82 198L84 199L83 202H85V204L87 203L86 202V199L84 198V194L81 195ZM112 196V195H110ZM33 198V197H32ZM79 198V196L77 197ZM172 199V198H171ZM66 200V201H65ZM68 200V201H67ZM79 200V199H78ZM259 201L258 203L256 201ZM102 201V200H101ZM174 201V200H173ZM258 205V208H257V205ZM70 205V204H69ZM91 205V204H90ZM39 206V205H38ZM76 206V205H75ZM256 206V208H255ZM88 207V206H87ZM59 208V209H60ZM92 209V208H91ZM66 210V208L64 209ZM8 211V212H6ZM55 212V213H54ZM73 212V211H72ZM169 215V214H168ZM174 216V215H173ZM46 219V221H42L44 219ZM89 218V217H88ZM4 221V222H3ZM44 222V223H43ZM81 223V222H80ZM153 224V223H152ZM156 224V223H155ZM147 225V224H145ZM69 227V226H68ZM79 227V226H78ZM27 228V230H26ZM177 228V227H176ZM181 229V230H182ZM182 230V231H183ZM81 231V230H80ZM169 231V230H168ZM181 231V232H182ZM179 232V231H178ZM183 232V233H184ZM170 233V232H169ZM153 234V233H152ZM156 234V233H155ZM182 234V233H181ZM13 235V236H12ZM17 235V234H16ZM70 235V234H69ZM147 235V234H146ZM157 235V234H156ZM163 235H166V234H163ZM169 235V234H168ZM166 235V237L168 236ZM30 236V235H29ZM53 236V235H52ZM84 236V235H83ZM158 237L160 235H157ZM156 236V237H157ZM162 236V234H161ZM177 236V235H176ZM198 236V237H199ZM67 237V236H66ZM87 237V236H86ZM147 237V236H146ZM149 237H151V235H149ZM153 237V235H152ZM157 237V239H158ZM164 238V236H162ZM197 237V236H196ZM64 238V237H63ZM70 238V237H69ZM83 238V237H82ZM144 238V237H143ZM171 238V237H170ZM169 238V239H170ZM16 239V238H15ZM53 239V238H52ZM80 239V237H79ZM85 239V238H84ZM136 239V238H134ZM142 239V238H140ZM161 240V238H159ZM165 241H167V238H164ZM139 241V239H137ZM143 242L147 245L149 244L151 248L149 249H152L153 252L156 251V249H160V247H157L159 245H157L158 242H154L152 241L151 239L149 238H145V239H142ZM145 240V241H144ZM179 240V239H178ZM7 241V242H8ZM14 241V240H13ZM133 241V240H131ZM135 241V240H134ZM159 241V240H157ZM162 241V240H161ZM159 242L158 244L162 243V242H165V241H162V242ZM12 242V241H11ZM11 242L9 241V244L11 245ZM58 242V241H57ZM69 242V241H68ZM82 242V241H81ZM129 242V241H128ZM137 243V241H135ZM141 242V241H139ZM141 242V243H143ZM173 242V241H172ZM2 243H4V245H2ZM62 243H65L66 242H63ZM77 243V242H76ZM131 243V242H130ZM135 243V244H136ZM182 243V242H181ZM15 244V243H14ZM64 244V245H65ZM163 244V243H162ZM166 244V242L164 243V245ZM179 244V243H178ZM7 245V247H6ZM67 245V244H66ZM129 245V243H128ZM143 245V244H142ZM145 245V246H146ZM157 245V246H156ZM161 245V244H160ZM63 246V245H62ZM133 246V245H132ZM144 246V247H145ZM180 246V245H179ZM189 246V245H188ZM198 246V245H197ZM22 247V246H21ZM143 247V246H142ZM148 247V246H147ZM157 247V248H156ZM164 247V246H163ZM161 248H162V245H161ZM70 249V248H69ZM97 249V248H96ZM120 249V248H119ZM118 249V250H119ZM129 249V248H128ZM172 249V248H171ZM63 252L59 251L57 254L58 256L56 257L55 255V261H56V264H62L63 261H59V259H63V255L66 254L65 253V249H62ZM131 250V249H130ZM140 250V249H139ZM151 250V251H152ZM203 250V251H204ZM44 251H47L46 253L47 254H50L52 257H53V254H51V251L50 249L47 247L46 250ZM158 251V250H157ZM67 252V251H66ZM74 253V252H73ZM136 253V252H135ZM181 253V252H180ZM43 254V253H42ZM40 254V255H42ZM200 254V253H199ZM23 255V254H22ZM20 255L18 257V261L19 263L18 264H23V256ZM166 255V254H165ZM178 255V254H177ZM206 255V256H207ZM44 256V255H42ZM87 256V255H86ZM201 256V254H200ZM204 256V255H203ZM154 257V256H153ZM190 257V256H189ZM205 257V256H204ZM203 257V258H204ZM1 258V256H0ZM161 258V257H160ZM202 258V257H201ZM207 258V257H206ZM204 258V259H206ZM41 259V258H40ZM195 259V258H194ZM193 261V260H192ZM207 261V260H206ZM38 261L34 262V264H37ZM40 263L39 264H53L52 261H50V259L47 258V256H44L43 260L42 261H39ZM201 263V262H200Z\"/></svg>",
  "mask_w": 264,
  "mask_h": 264
},
{
  "label": "flooded vegetation",
  "instance_id": "3",
  "mask_svg": "<svg viewBox=\"0 0 264 264\" xmlns=\"http://www.w3.org/2000/svg\"><path fill=\"white\" fill-rule=\"evenodd\" d=\"M9 173L11 174V172H9ZM6 174H8V172L3 173L2 176H5ZM2 176H1V177H2ZM1 177H0V178H1ZM5 177H6V176H5ZM4 181H5V179H4L2 182H4ZM2 182L0 183V185L2 184ZM31 201H34V196H33V198H31ZM86 254H87V253H86Z\"/></svg>",
  "mask_w": 264,
  "mask_h": 264
}]
</instances>
